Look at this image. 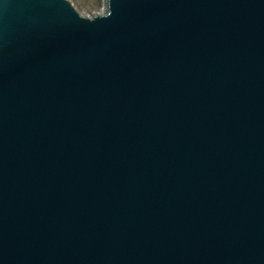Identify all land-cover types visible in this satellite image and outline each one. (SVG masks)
<instances>
[{
    "label": "water",
    "instance_id": "water-1",
    "mask_svg": "<svg viewBox=\"0 0 264 264\" xmlns=\"http://www.w3.org/2000/svg\"><path fill=\"white\" fill-rule=\"evenodd\" d=\"M104 1L0 0V264H264V0Z\"/></svg>",
    "mask_w": 264,
    "mask_h": 264
},
{
    "label": "rangeland",
    "instance_id": "rangeland-1",
    "mask_svg": "<svg viewBox=\"0 0 264 264\" xmlns=\"http://www.w3.org/2000/svg\"><path fill=\"white\" fill-rule=\"evenodd\" d=\"M77 9L95 11L98 0H69Z\"/></svg>",
    "mask_w": 264,
    "mask_h": 264
}]
</instances>
